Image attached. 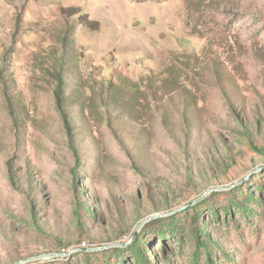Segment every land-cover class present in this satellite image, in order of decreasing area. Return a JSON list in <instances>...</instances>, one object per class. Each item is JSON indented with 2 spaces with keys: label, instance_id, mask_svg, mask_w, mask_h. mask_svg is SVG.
I'll use <instances>...</instances> for the list:
<instances>
[{
  "label": "rangeland",
  "instance_id": "obj_1",
  "mask_svg": "<svg viewBox=\"0 0 264 264\" xmlns=\"http://www.w3.org/2000/svg\"><path fill=\"white\" fill-rule=\"evenodd\" d=\"M19 261L264 264V0H0Z\"/></svg>",
  "mask_w": 264,
  "mask_h": 264
},
{
  "label": "trees",
  "instance_id": "obj_2",
  "mask_svg": "<svg viewBox=\"0 0 264 264\" xmlns=\"http://www.w3.org/2000/svg\"><path fill=\"white\" fill-rule=\"evenodd\" d=\"M81 9L80 8H76V7H70V8H65L62 10V13L67 16V17H72V16H76L79 15L80 16V22L82 24H84L85 26L91 27L92 28V24L98 25L97 22L94 21H90L87 15H80L81 13ZM94 29V28H92ZM65 59V55H63V57L60 59V62H63V60ZM63 80L61 77L58 78V86H57V94L59 95V93L61 92V86H62Z\"/></svg>",
  "mask_w": 264,
  "mask_h": 264
},
{
  "label": "water",
  "instance_id": "obj_3",
  "mask_svg": "<svg viewBox=\"0 0 264 264\" xmlns=\"http://www.w3.org/2000/svg\"><path fill=\"white\" fill-rule=\"evenodd\" d=\"M212 190H209L208 192H211ZM197 201H194V202H192V203H190V204H194V203H196ZM186 207V206H185ZM185 207H182L181 209H183V208H185ZM159 215H154V216H151V218L150 219H153L154 217H158ZM149 219V220H150ZM137 233H138V231H136L135 232V234H134V237L137 235ZM126 245H128V243H117V244H114V245H111L112 247H118V246H126ZM105 247H103V248H99L98 250H101V249H104ZM91 250H93V249H91ZM66 254H52V255H44V256H39V257H35V258H31V259H28V260H35V259H40V258H44V257H51V256H65ZM22 263V261H19V262H17L16 264H21Z\"/></svg>",
  "mask_w": 264,
  "mask_h": 264
}]
</instances>
